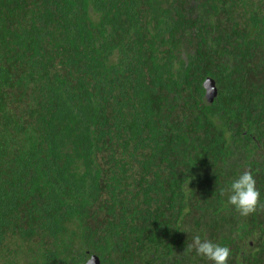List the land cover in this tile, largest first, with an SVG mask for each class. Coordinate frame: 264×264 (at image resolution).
<instances>
[{"label":"trees","instance_id":"trees-1","mask_svg":"<svg viewBox=\"0 0 264 264\" xmlns=\"http://www.w3.org/2000/svg\"><path fill=\"white\" fill-rule=\"evenodd\" d=\"M245 170L264 204V0H0V264H242Z\"/></svg>","mask_w":264,"mask_h":264},{"label":"clouds","instance_id":"clouds-1","mask_svg":"<svg viewBox=\"0 0 264 264\" xmlns=\"http://www.w3.org/2000/svg\"><path fill=\"white\" fill-rule=\"evenodd\" d=\"M219 194L226 196L227 204L232 206L241 217H248L258 208H264V204H261V192L256 187V180L247 170L240 172L228 182L226 187L220 188ZM187 251L194 252L195 257L211 264H228L231 256V250L227 245L214 242L200 234L192 236V242L187 246Z\"/></svg>","mask_w":264,"mask_h":264},{"label":"flooded vegetation","instance_id":"flooded-vegetation-1","mask_svg":"<svg viewBox=\"0 0 264 264\" xmlns=\"http://www.w3.org/2000/svg\"><path fill=\"white\" fill-rule=\"evenodd\" d=\"M264 212V211H263ZM253 213L248 217L241 218V225L246 228L250 226L251 235L245 234L243 237L244 247L241 252L242 264H248L247 258H249V253L257 252L260 256V261L264 263V213ZM248 256V257H247ZM250 262V261H249Z\"/></svg>","mask_w":264,"mask_h":264},{"label":"water","instance_id":"water-1","mask_svg":"<svg viewBox=\"0 0 264 264\" xmlns=\"http://www.w3.org/2000/svg\"><path fill=\"white\" fill-rule=\"evenodd\" d=\"M204 87L206 89V94H205L206 100L209 101L210 103L213 102L218 93L215 82L212 79H208L204 83ZM87 264H102V263L100 258L94 255L91 256V258L87 261Z\"/></svg>","mask_w":264,"mask_h":264}]
</instances>
